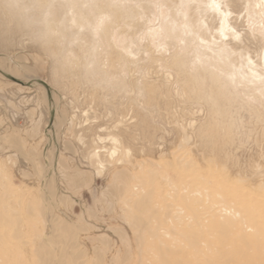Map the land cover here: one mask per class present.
<instances>
[{"label":"rangeland","instance_id":"1","mask_svg":"<svg viewBox=\"0 0 264 264\" xmlns=\"http://www.w3.org/2000/svg\"><path fill=\"white\" fill-rule=\"evenodd\" d=\"M221 1L0 0V264H152L141 199L264 254V0Z\"/></svg>","mask_w":264,"mask_h":264},{"label":"bare ground","instance_id":"2","mask_svg":"<svg viewBox=\"0 0 264 264\" xmlns=\"http://www.w3.org/2000/svg\"><path fill=\"white\" fill-rule=\"evenodd\" d=\"M190 1L192 2V0H188V2ZM202 1L204 3V6L205 4L210 3L208 4V6L207 5L205 6L207 8H210V5L222 6L223 4H225L221 0H208V3L207 0H202ZM49 6H52L53 8L57 7L52 3ZM227 7H228L227 10L224 7L223 11L221 12L225 14L229 13L231 11L229 10L230 8L229 3ZM184 202H186L187 205L186 210L189 211V215H190L189 217L192 221H190L191 224H189L190 223L189 222L183 226V230H182L183 232L181 230L174 231L173 228L172 229L169 228L170 229L169 233L172 235L171 237L174 236L173 238L175 241L174 243H171L172 246L170 244L166 245V243L162 240L163 238L157 234L159 233L158 229L156 230L155 226H153L152 224L154 223L155 214L152 211H150L151 209H148L147 200L141 199L134 203L133 206V209H135L134 211L140 213L137 214L136 216L134 229L137 232L138 235L137 237L140 239V241L142 242L148 241L147 248L144 249V251H146V253L148 254L149 260L151 261L150 263L152 264H264V254H259L258 252L251 253L249 247H247V245L250 244L249 242L256 244L258 243V241L249 240L247 234L245 233L244 228H242L243 226L239 227V231L238 233H236L237 238H239V241L236 243V246H234L231 249H227V248L225 249L223 248L224 241L222 240L223 243L219 242L215 247H213L214 244L210 240H208V238L206 239L203 233L201 232L199 233V231L194 230V228L200 229L201 223L199 222V224H196L193 222L194 215L191 210L192 205L187 203V199L183 198V203ZM221 216H224V214H222ZM166 218L169 219L173 217H169V213H167ZM180 220L181 218L177 219V221H179L178 225L182 224ZM157 224L158 226H163L162 223H157ZM204 224H208V223L204 222ZM187 227L189 228L186 230ZM160 229L161 228L159 227V230ZM63 232L65 234L71 233V231H69L67 228L64 229ZM145 235H147V237L149 238L145 239L144 238ZM202 240H203V244H201ZM179 242L180 244L185 245V248L177 247L178 246L177 243ZM174 249H175V254L173 253L170 254V252H172ZM64 261L65 263L68 264L75 263L73 256H70L69 254L64 256ZM58 263L64 264L62 262L61 257L60 259H58ZM139 264H143V262Z\"/></svg>","mask_w":264,"mask_h":264}]
</instances>
